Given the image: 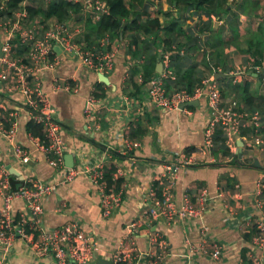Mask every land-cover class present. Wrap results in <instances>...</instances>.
<instances>
[{"label":"crops","instance_id":"0c3cea01","mask_svg":"<svg viewBox=\"0 0 264 264\" xmlns=\"http://www.w3.org/2000/svg\"><path fill=\"white\" fill-rule=\"evenodd\" d=\"M34 2L40 0L31 1ZM134 10L143 22L149 16L159 18L162 28L158 40L152 41L153 35L124 31L118 39L115 66L105 74L108 80L71 57H63L54 68L41 72L43 90L56 107L67 146L65 156L72 154V165H79L85 157H98L109 147L124 153L122 133L130 136L137 124L142 126L139 135H135L138 148L127 156L104 157L105 167L113 166L116 177L123 179L122 201L110 216L102 217L97 187L82 172L71 181L59 182L56 190L44 199V224L51 228L69 220L80 222L99 245L91 264H97L96 258L109 260L132 221L138 222L135 235L140 250L150 248V231L160 229L164 233L173 251L165 264H238L246 259L250 247L246 223L259 218L264 209V205L261 208L256 204L254 195L257 180H261L264 191V0H212L199 8L169 0H143ZM85 27L86 38L95 35L88 23ZM133 37L138 39L137 46ZM165 57L171 70V74L164 76L167 92L176 88L192 90L203 78L211 76L221 92L222 107L236 100L239 112L258 115L262 142L255 141L244 116L232 134L217 124L212 146L206 147L205 129L211 114L204 96L194 99L197 101L192 105L167 113L154 106L147 89L155 75L165 72ZM147 58L154 59L156 74L142 84V64ZM160 61L162 69L158 66ZM66 80L78 84V90L56 88V84ZM133 82L142 86V91H137ZM98 90L103 95L96 97L93 111L86 114V99ZM20 99L19 93L9 95L0 88V118L17 110V139L28 148L31 160L20 165L0 136V164L9 171L8 166L18 170L19 175H14L21 181L32 176L57 181L61 172L37 148V137L26 132L29 117L19 107ZM181 153L191 155L194 163L178 168L175 200L179 202L185 191L195 197L202 188L212 195L222 191L223 196L215 195L209 210L200 218L170 225L152 223L143 214L149 206L148 189L152 183L158 188L167 184L163 172ZM64 162L67 165L65 158ZM13 206L14 214L25 210L21 198H16ZM201 224L207 225L210 236L222 243L220 257L183 256L185 239L198 240ZM5 261L56 264L53 256H37L32 245L19 237ZM139 264L147 262L141 259Z\"/></svg>","mask_w":264,"mask_h":264},{"label":"built area","instance_id":"2783aa9c","mask_svg":"<svg viewBox=\"0 0 264 264\" xmlns=\"http://www.w3.org/2000/svg\"><path fill=\"white\" fill-rule=\"evenodd\" d=\"M32 0H23L31 3ZM57 1V0H45ZM81 4L77 13L71 12L67 20L56 17L30 16L25 10H15L12 13L1 14L5 7L0 3V88L7 94L21 95L20 108L29 119L38 123L43 131V138L37 137L36 146L40 149L47 162L61 172L57 181L41 179L35 176L13 188L10 182V171L0 164V264H6L12 244L16 237L29 242L39 257L53 256L56 264H91L99 245L80 222L69 220L56 227H46L43 221L44 199L54 192L59 182H68L84 172L96 185L102 217H108L119 206L123 198V187L115 189L109 186L105 179V156L112 153L106 148L98 157H85L79 165L68 166L64 162L67 146L61 135V124L56 117V107L50 96L43 90L41 72L54 68L63 57L76 58L82 65L108 74L113 70L116 55L119 51L118 39L112 38L109 33L86 38L84 33L88 29L85 25L96 22L109 8L105 0H67ZM57 48L60 52H57ZM165 72L158 73L148 86L149 101L161 109L162 112H171L181 103L204 96L211 114L205 129L204 143L212 146L214 128L220 124L229 134L237 131L239 120L247 117L252 128V134L257 143L262 142L259 135V119L257 114H248L237 110V101L232 100L228 107L221 106V92L210 77L202 79L200 84L192 90L176 88L167 92L164 87V76L171 74L169 60H163ZM56 88L78 90V84L69 80L59 82ZM96 102L91 93L84 106L86 114H90ZM17 110L7 112L0 118V136L8 143L9 151L20 165H27L31 160L28 148L17 139ZM124 138V153L138 148L139 142L122 133ZM191 155L181 153L175 156L172 163L166 166L163 176L167 184L156 187L152 183L148 189L147 199L149 206L143 214L152 223L161 221L174 224L179 221L193 220L203 216L210 208L213 197L223 196L220 191L215 195L207 188H202L195 197L185 191L181 200L177 202L174 196L175 178L181 166L193 164ZM114 177L116 175L114 174ZM263 186L261 180L255 183V201L259 207L264 205ZM16 198L24 200L25 210L19 213L18 219L14 214L13 201ZM245 231L251 234L250 247L246 259L239 260L238 264H264V209L259 218L248 220ZM137 221L129 223L128 231L113 249L110 264H139L144 259L147 264H165L172 255L168 240L160 229L149 233L150 248L140 250L136 241ZM199 239H185L183 256L192 258L197 255L220 257L223 245L209 234V227L199 226Z\"/></svg>","mask_w":264,"mask_h":264},{"label":"trees","instance_id":"16d2710c","mask_svg":"<svg viewBox=\"0 0 264 264\" xmlns=\"http://www.w3.org/2000/svg\"><path fill=\"white\" fill-rule=\"evenodd\" d=\"M109 11L104 14L96 22L89 23V30H92L96 36L102 35L104 33H109L112 38L120 39L123 37V33L126 30H131L133 32H141L142 34L153 35L152 41L158 40V31L162 28L161 21L159 18L149 16L144 22L141 21L135 11V7L141 4L143 0H105ZM139 1V2H138ZM170 3H189L193 4L196 8H199L203 3H210L212 0H169ZM0 3H4L5 7L1 10V14L12 13L15 10H25L30 16L35 17H56L59 20H67L71 12L77 13L80 9L81 4L78 2H69L67 0H57L49 1L40 0L39 3H25L23 0H0ZM131 14H135L130 18ZM133 43L137 46L136 37H133ZM150 40V41H151ZM162 41H166L163 39ZM149 42V41H148ZM156 74V65L153 58H147L142 64V84L147 83L150 78ZM133 86L137 91H142V86H139L133 82ZM103 95L102 90L94 91L95 97H100ZM136 127V126H135ZM134 127V131L129 136L130 138H136L135 135H139L142 128L140 124ZM26 132H28L33 137L43 138V131L41 126L34 120L29 119L25 124ZM112 156L122 157L127 156L129 153H121L116 149H109ZM115 168L113 166L106 167L105 169V179L109 186H113L115 189L121 187L123 179L121 177H114ZM10 182L13 188L17 187L19 183L23 181L18 180L16 176L10 173ZM264 197V192H263ZM16 219H18L19 214H16ZM249 238L251 234L249 233Z\"/></svg>","mask_w":264,"mask_h":264},{"label":"water","instance_id":"95a60500","mask_svg":"<svg viewBox=\"0 0 264 264\" xmlns=\"http://www.w3.org/2000/svg\"><path fill=\"white\" fill-rule=\"evenodd\" d=\"M0 56H2V50H1V43H0ZM159 67H161L162 69V62L160 61L159 64H158ZM159 71H161L160 69H157ZM100 75H101V78L103 80H108V77L104 74V73H101L100 72ZM197 100H190V101H187V102H184V103H181L180 104V107H184V106H187V105H192L194 103H196ZM240 144H242V142L240 141ZM240 149V148H239ZM239 153H240V150H239ZM65 159H66V163L68 166H72L73 164V156L72 154L68 153L66 156H65ZM8 168H10V172L12 174H15V175H19V171L16 170L15 168L11 167V166H8ZM96 263L97 264H110V261L109 260H106L104 258H96Z\"/></svg>","mask_w":264,"mask_h":264}]
</instances>
